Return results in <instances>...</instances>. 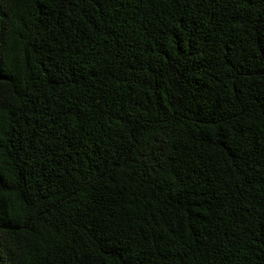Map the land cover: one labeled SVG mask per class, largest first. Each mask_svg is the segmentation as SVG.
<instances>
[{
    "label": "trees",
    "instance_id": "trees-1",
    "mask_svg": "<svg viewBox=\"0 0 264 264\" xmlns=\"http://www.w3.org/2000/svg\"><path fill=\"white\" fill-rule=\"evenodd\" d=\"M0 264H264V0H0Z\"/></svg>",
    "mask_w": 264,
    "mask_h": 264
}]
</instances>
